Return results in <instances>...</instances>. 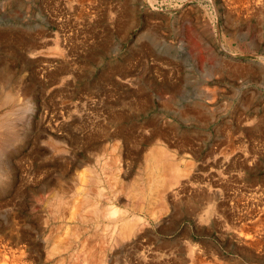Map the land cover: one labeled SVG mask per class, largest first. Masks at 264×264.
I'll use <instances>...</instances> for the list:
<instances>
[{
    "label": "rangeland",
    "instance_id": "rangeland-1",
    "mask_svg": "<svg viewBox=\"0 0 264 264\" xmlns=\"http://www.w3.org/2000/svg\"><path fill=\"white\" fill-rule=\"evenodd\" d=\"M0 33V264H264V0H0Z\"/></svg>",
    "mask_w": 264,
    "mask_h": 264
},
{
    "label": "bare ground",
    "instance_id": "bare-ground-1",
    "mask_svg": "<svg viewBox=\"0 0 264 264\" xmlns=\"http://www.w3.org/2000/svg\"><path fill=\"white\" fill-rule=\"evenodd\" d=\"M127 4H128V3H127ZM126 11H127V10H126ZM124 24H126V23H124ZM9 32H10V31H9ZM0 34H1V33H0ZM3 34H4V33H3ZM3 34H2V35H3ZM9 35H10V34H9ZM9 35H8V37H9ZM16 35H17V34H16ZM23 36L25 37V35H23ZM32 36H33V35H32ZM4 37H5V36H4ZM20 38H21V37H20ZM31 38H32V37H31ZM4 39H5V38H4ZM24 39H25V38H24ZM24 39H23V40H24ZM10 40H11V38H10ZM18 40H20V39L18 38ZM27 41H28V40H27ZM19 42H20V41H19ZM15 43H17V41H16ZM21 43H22V42H21ZM31 43H32V42H31ZM31 43H30V45H31ZM22 44H24V43H22ZM30 50H31V49H30ZM33 51H34V50H33ZM30 52H31V51H30ZM1 72H2V71H1ZM0 87H1V86H0ZM6 87H8V85H7ZM13 88H14V87H13ZM13 88H12V89H13ZM15 89H16V88H15ZM10 90H11V89H10ZM1 91H2V89H1ZM1 91H0V92H1ZM3 92H4V91H3ZM18 93H19V91H18ZM1 94H2V93H1ZM22 94H23V92H22ZM25 95H26V94H25ZM27 96H28V95H27ZM23 97H24V96H23ZM25 98H26V97H25ZM0 99H1V100H0V111H1V112H0V148H2L3 145H4V142H5V139H4L5 136H6V135L16 134L18 129H17L16 126L14 125V119L12 118V117H13V114H15V111H14L15 108H13V109H8V110H5V108H3V107H5V106H11L10 108L15 107V106H14V105H15V100H14V96L12 95V92L6 90L5 93H4V96H3L2 98H0ZM32 101H33V100H32ZM25 102H26V101H25ZM29 103H30V102H29ZM26 104H27V103H26ZM26 104H25V105H26ZM20 105H21V104H20ZM22 105H24V104L22 103ZM27 106H28V105H27ZM20 107H22V106H20ZM20 107H19V108H20ZM19 108H18V109H19ZM21 109H22V108H21ZM26 109H27V108L25 107V108L22 109V110L25 111ZM22 110H20V111H22ZM24 111H23V112H24ZM28 111H29V110H28ZM13 112H14V113H13ZM19 117H20V113H19ZM44 117H45V116H44ZM14 118H15V117H14ZM44 119H45V118H44ZM57 119H58V118H57ZM19 120H20V119H19ZM114 120H115V119H114ZM118 120H119V119H118ZM121 120H122V119H121ZM48 121H49V120H48ZM59 122H60V121H59ZM55 123H57V122H55ZM55 123H54V124H55ZM49 124H50V123H49ZM54 124H53V125H54ZM59 124H60V123H59ZM59 124H58V125H59ZM25 125H26V124H25ZM120 126H121V125H120ZM53 127H54V126H53ZM53 127H52V128H53ZM60 127H61V125H60ZM60 127H59V128H60ZM50 130H51V129H50ZM52 130H53V129H52ZM53 131H54V130H53ZM44 132H45V131H44ZM47 132H48V130H47ZM125 132H126V131H125ZM73 133H74V132H73ZM123 133H124V132H123ZM48 134H49V133H48ZM19 135H20V133H19ZM49 136H50V135H49ZM88 136H89V135H88ZM54 137H55V136H54ZM18 139H19V138H18ZM53 139H56V138H53ZM58 139H59V137H58ZM86 139H87V138H86ZM8 140H9V138H8ZM60 140H61V139H60ZM75 140H76V139H75ZM87 140H88V139H87ZM50 141H52V140L50 139ZM56 141H57V140H56ZM7 142H8V141H7ZM58 142H59V141H58ZM61 142H62V141H61ZM63 143H64V142H63ZM52 144H53V142H51V145H52ZM55 146H56V145H55ZM64 146H65V145H64ZM53 147H54V146H53ZM53 147H52V148H53ZM58 147H60V146L58 145ZM156 148H157V147H156ZM58 149H59V148H58ZM153 149H154V148H153ZM55 150H56V149H55ZM61 150H62V149H61ZM154 150H155V149H154ZM53 151H54V150H53ZM63 151H64V150H63ZM158 151L160 152V149H159ZM158 151H157V153H158ZM1 152H2V151H1ZM55 152H57V151H55ZM151 152H152L153 154L151 153V156H150L149 159H151L152 162H156L159 166L161 165L162 168H159L160 170H161V169H164V170H162V171H165L169 166H170V168H172V167L175 168V167H176V166H174V165L172 164V162H170L171 160H169V162H168V160L166 159V158H168V157H164V156L162 155V153H160V154H156V153L153 152V150H152ZM162 152H163V151H162ZM167 152H168V151H167ZM170 152H171V151H170ZM173 153H174V152H173ZM173 153H172V154H173ZM7 154H8V153H7ZM148 154H149V153H148ZM169 157H170V155H169ZM0 161H1V160H0ZM150 162H151V161H150ZM180 162H181V161H180ZM180 162H179V163H180ZM4 163H5V162H4ZM174 163H175V162H174ZM84 164H85V163H84ZM150 164H151V166H152V163H150ZM154 164H155V163H154ZM85 165H86V164H85ZM168 165H169V166H168ZM172 165H173V166H172ZM176 165H178V162L176 163ZM2 166H3V164H2ZM161 166H160V167H161ZM167 166H168V167H167ZM189 166H190V165H189ZM4 167H5V166H4ZM9 167H10V166H9ZM149 167H150V166H149ZM185 167H186V165H185ZM185 167H184V168H185ZM7 168H8V167H7ZM146 168H147V167H146ZM146 168H145V169H146ZM152 168L154 169V167H151V169H152ZM176 168H177V167H176ZM176 168H175V169H176ZM145 169H144V170H145ZM153 169H152V170H153ZM172 169H173V168H172ZM185 169H186V168H185ZM3 170H4V169H3ZM85 170H87V167H86ZM90 170H91V169L89 168V172L92 171V170H91V171H90ZM173 170H174V169H173ZM167 171H168V170H167ZM167 171H166V172H167ZM174 171H175L176 173H179V171H181V170L178 171V168H177V169L174 170ZM185 171H186V170H185ZM185 171H183V172H185ZM187 171H188V170H187ZM3 172H5V171H3ZM87 172H88V170L86 171V173H87ZM154 172L156 173V170H155ZM170 172H172V171H170ZM168 173H169V171H168ZM172 173H173V172H172ZM186 173H187V172H186ZM80 174H81V173H80ZM170 174H171V173H170ZM10 175H11V174H10ZM174 175H175V174L173 173V175H172L173 178H174ZM184 175H186V174L184 173ZM61 176H62V175H61ZM80 176H81V175H80ZM88 176L91 178V176H90L89 174H88ZM96 176H98V174H97ZM149 176H150V175H149ZM178 176H179V175H178ZM11 177H12V176H11ZM86 177H87V175H85L84 179H85ZM151 177H152V176H151ZM151 177H150V178H151ZM155 177H156V175H155ZM155 177H152V180H153V181L155 180V179H153V178H155ZM165 177H166V176H165ZM165 177H163V178H165ZM170 177H171V176H170ZM93 178H94L95 180H96V179H99V178H95V176H94ZM147 178H148V177H147ZM150 178H148V179L150 180V181H148V182H149V185H150V182H151V179H150ZM9 179H10V178H9ZM59 179H60V178H59ZM61 179H62V178H61ZM148 179H146V180H148ZM156 179H157V178H156ZM165 179H166V178H165ZM171 179H172V178H169V180H171ZM179 179H180V178H179ZM179 179L177 180V181H178L177 183H180V182H179ZM0 180H1V179H0ZM81 180H82V179H81ZM87 180H89V178H88ZM169 180H168V181H169ZM58 181H59V180H58ZM85 181H86V179H85ZM158 181H159V180H158ZM72 182H73V181H72ZM75 182H76V181H75ZM79 182H80V180H79ZM81 182H82V181H81ZM86 182H87V181H86ZM86 182H85V183H86ZM148 182H147V183H148ZM60 183H61V182H60ZM144 183H145V182H144ZM156 183H158V182H156ZM80 184H81V183H80ZM96 184H97V183H96ZM153 184H154V183H153ZM169 184H170V182H169ZM171 184H172V182H171ZM62 185H63V184H62ZM132 185H133V184H132ZM165 185H166V183H165ZM172 185H174V183H173ZM172 185H171V186H172ZM76 186H77V188H78V184H77ZM83 186H85V185H83ZM92 186H93V185L88 186V187L90 188V187H92ZM152 186H154V185H152ZM166 186H167V185H166ZM175 186H176V185H175ZM94 187H95V186H94ZM139 187H140V185H139ZM144 187H145V186H144ZM82 188H83V187H82ZM100 188H101V189H100ZM100 188H99V189H100L101 192H102L103 187L100 186ZM128 188H129V187H128ZM134 188H135V187H133V189H134ZM149 188H151V187H149ZM149 188H148V186H147V189H148V190H149ZM154 188H156V187L154 186ZM161 188H162V187H161ZM0 189H1V188H0ZM80 189H81V188H80ZM84 189H85V188H84ZM86 189H87V188H86ZM86 189H85V190H86ZM90 189H93V187L90 188ZM105 189H106V188H105ZM144 189H145V188H144ZM147 189H146V190H147ZM159 189H160V187H159ZM166 189H168V188H166ZM187 189H188V188H187ZM75 190H76V189H75ZM75 190H73V191H75ZM95 190H96V189H95ZM103 190H104V189H103ZM134 190H135V189H134ZM140 190H141V188H139V191H140ZM189 190H190V189H189ZM73 191H70V193H71V192L73 193ZM89 191H90V190H87V191H85V192L87 193V192H89ZM91 191H92V190H91ZM93 191H94V190H93ZM131 191H132V190H131ZM131 191L128 192V193H132ZM139 191L137 190V192H139ZM218 191H219V190H218ZM2 192H3V191H2ZM54 192H55V191H54ZM66 192H67V191H66ZM68 192H69V190H68ZM80 192H81V191H80ZM80 192H78V193H80ZM101 192H100V193H101ZM134 192H135V191H134ZM143 192L145 193V191H143ZM143 192H142V193H143ZM146 192H147V191H146ZM170 192H171V191H170ZM90 193H91V192H90ZM90 193H89V194H90ZM96 193H97V191H96ZM144 193H143V194H144ZM148 193H149V192H148ZM157 193H158V192H157ZM80 194L82 195V192H81ZM84 194H85V193H84ZM84 194H83V195H84ZM91 194H92V193H91ZM91 194H90V195H91ZM132 194H133V193H132ZM138 194H139V193H138ZM159 194H160V191H159ZM162 194H163V191H162ZM200 194H201V193H200ZM200 194H198V195H194V197H196V198H194V200H195V199H197V200L201 199V198H202V195L200 196ZM203 194H204V193H203ZM219 194H220V193H219ZM83 195H82V196H83ZM90 195H89V196H90ZM144 195H145V194H144ZM53 196H54V195H53ZM64 196H65V194H64ZM67 196H68V195H67V193H66V197H67ZM72 196H73L72 198H74V194H73ZM91 196H92V195H91ZM93 196H94V195H93ZM96 196H97V195H96ZM99 196L103 197L102 194H101V195L99 194ZM133 196H134V195H133ZM154 196H155V195H154ZM160 196H161V194H160ZM76 197H77V196H76ZM149 197H150V196H149ZM156 197H158V196L156 195ZM156 197H155V198H156ZM57 198H59V195H57ZM62 198H63V196H62ZM67 198H68V197H67ZM67 198H66V199H67ZM85 198H86V195H84V199H85ZM95 198H96V197H95ZM95 198H94V199H95ZM105 198H106V197H105ZM141 198H142V197H141ZM161 198H162V196H161ZM163 198H164V197H163ZM70 199H71V198H70ZM78 199H79V198H78ZM82 199H83V198H82ZM82 199H81V197H80V200H79V201H82V202L84 201V202L86 203L87 201H85V200H90V197H89V199H85V200H82ZM52 200H53V199H52ZM55 200H56V198H55ZM62 200H63V199H62ZM71 200H72V199H71ZM91 200H92V199H91ZM153 200H154V199H153ZM159 200H160V199H159ZM242 200H243V199H242ZM136 201H137V200H136ZM192 201H193V199H192ZM56 202H57L58 206H60V204L58 203V202H60V198L57 199ZM56 202H55V203H56ZM97 202H98V201H97ZM97 202H96V203H97ZM101 202H102V201H101ZM137 202H138V201H137ZM61 203H62V202H61ZM66 203H67V201H66ZM71 203H72V202H71ZM71 203H70V205H71ZM85 203H84V204H85ZM96 203H95V204H96ZM139 203H141V202H139ZM145 203H146V202H145ZM161 203H162V202H161ZM64 204H65V203H64ZM68 204H69V202L66 204L67 207L69 206ZM76 204H77V203H76ZM84 204H83V206H84ZM97 204H98V203H97ZM128 204H129V203H128ZM135 204H136V202H135ZM135 204H133V205L136 207ZM149 204H150V203H149ZM253 204H254V203H253ZM55 205H56V204H55ZM55 205H53V206H54L53 208L56 207ZM61 205H62V204H61ZM143 205L146 207L145 204H143ZM92 206H93V205H91L90 207H92ZM101 206H102V205H101ZM129 206H131V205H129ZM150 206H151V205H150ZM154 206H155V205H154ZM163 206H164V205H163ZM88 207H89V205H88ZM90 207L87 208V209H88V210L91 209ZM103 207H104V206H103ZM131 207H132V206H131ZM139 207H140V205H139ZM60 208H61V207H60ZM64 208H65V207H64ZM68 208H69V207H68ZM92 208L94 209V206H93ZM95 208H96V207H95ZM97 208H99V210H100L101 207H98V206H97ZM105 208H106V206H105ZM113 208H114V207H113ZM250 208H251V207H250ZM61 209H62V208H61ZM66 209H67V208H66ZM66 209H64L63 211H65ZM70 209H71V208H70ZM136 209H138V208H136ZM136 209H135V210H136ZM149 209H150V208H149ZM56 210H57V209H56ZM85 210H86V209H85ZM95 210H96V211H99L98 209H95ZM102 210H103V208H102ZM131 210H133V208H131ZM135 210H134V211H135ZM151 210H152V209H151ZM153 210H154V209H153ZM96 211H94V212H96ZM100 211H101V210H100ZM100 211H99V212H100ZM104 211H106V210H104ZM104 211H102L101 213L103 214ZM124 211H125V210H124ZM124 211H122V212H124ZM128 211H129V210H128ZM139 211H140V210H138V212H139ZM55 212H56V211H55ZM58 212H59V211H58ZM60 212H61V211H60ZM94 212L92 211L93 215H94ZM99 212H98V213H99ZM136 212H137V211H136ZM140 212H141V211H140ZM145 212H146V211H145ZM130 213H131V212H130ZM130 213H128L129 216H130ZM252 213H253V212H252ZM68 214H69V213H68ZM89 214H90V213H88V215H89ZM96 214H97V213H96ZM102 214H101V216H102ZM112 214H113V213H112ZM139 214H140V213H139ZM139 214H138V215H139ZM104 215H105V214H104ZM106 215H108V214H106ZM119 215H120V214H119ZM138 215H137V216H138ZM80 216H81V215H80ZM95 216H96V215H95ZM109 216H111L110 213H109ZM129 216H128V217H129ZM88 217H90V216H87L86 219H87ZM96 217H98V216H96ZM103 217H104V216H103ZM103 217H102V218H103ZM111 217H112V216H111ZM128 217H126V216H122V217L120 218V220H119L120 223H121V224H120V225H121V227H120V228H121V231H120V232H121V234H122L123 236H128V235H130V233H132V229H133V227H134L133 224H134V223L136 224V222H137V221H134V223H133V222L130 221L129 219H128L129 221L126 220V218H128ZM199 217H200V216H199ZM112 218H114V217H112ZM137 218H138V217H137ZM137 218L135 217V219H137ZM88 220H89V218H88ZM90 220H91V218H90ZM132 220H133V219H132ZM109 221H110V220H109ZM115 221H116V220H115ZM86 222H88V221L86 220ZM107 222H108V221H107ZM89 223H90V222H89ZM108 223H109V222H108ZM86 224H87V223H86ZM135 224H134V225H135ZM83 225H84V224H83ZM118 226H119V225H118ZM135 226H136V225H135ZM136 228H137V227H136ZM256 229H257V228H256ZM76 230H77V229H76ZM76 230H75V231H76ZM80 230H81V229H80ZM80 230H77V231H80ZM85 230H86V229H85ZM85 230H84V231H85ZM117 230H118V229H117ZM75 231H74L73 234L71 233V235H75L76 233H78L77 231H76V232H75ZM90 231H91V230H90ZM113 231H114V230H113ZM115 231H116V230H115ZM258 231H259V230H258ZM258 231H257V232H258ZM81 232H82V230H81ZM79 233H80V232H79ZM85 233H86V232H85ZM85 233H84V234H85ZM243 233H244V232H243ZM247 233H248V232H247ZM82 234H83V233H82ZM92 234H93V233H92ZM117 234H119V233L117 232ZM132 234H133V233H132ZM132 234H131V235H132ZM87 235H88V234H87ZM87 235H86V236H87ZM258 235H259V234H258ZM88 236H89V235H88ZM123 236H122V237H123ZM78 237H79V236H78ZM245 237H246V236H245ZM242 238H243V237H242ZM251 240H252V239H251ZM87 241H88V240H87ZM247 241H248V240H247ZM253 241H254V240H253ZM250 242H251V241H250ZM88 243H89V242H88ZM89 244H90V243H89ZM88 246H89V245H88ZM58 247H59V246H58ZM60 247H61V246H60ZM85 248H86V247H85ZM88 253H89V250H88L87 254H88Z\"/></svg>",
    "mask_w": 264,
    "mask_h": 264
}]
</instances>
